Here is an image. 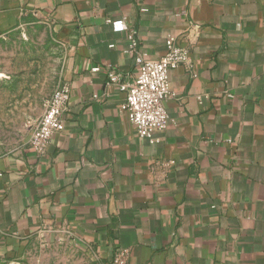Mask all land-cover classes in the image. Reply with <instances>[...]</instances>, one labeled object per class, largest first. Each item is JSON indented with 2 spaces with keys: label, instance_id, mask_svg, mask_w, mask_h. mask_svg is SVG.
Masks as SVG:
<instances>
[{
  "label": "crops",
  "instance_id": "0c3cea01",
  "mask_svg": "<svg viewBox=\"0 0 264 264\" xmlns=\"http://www.w3.org/2000/svg\"><path fill=\"white\" fill-rule=\"evenodd\" d=\"M120 19L144 59H160L169 35L187 53L168 74L171 123L152 140L108 84L138 74L129 32L108 22ZM37 25L61 48L54 86L51 41L20 52L18 33ZM58 84L63 131L36 155L34 123ZM118 256L264 264V0H0V261Z\"/></svg>",
  "mask_w": 264,
  "mask_h": 264
},
{
  "label": "built area",
  "instance_id": "2783aa9c",
  "mask_svg": "<svg viewBox=\"0 0 264 264\" xmlns=\"http://www.w3.org/2000/svg\"><path fill=\"white\" fill-rule=\"evenodd\" d=\"M115 33L128 31L127 53H135L138 74L130 82H121L120 75L108 73V84L117 85L124 95L121 110L126 114L128 122L135 128L141 138L152 140L155 135L164 132L171 123L164 103L173 97L169 82V71L181 67L187 59L186 50L169 35L165 40V53L158 60L144 59L136 54L137 41L123 19L108 21ZM69 101L67 85L58 84L44 103V110L34 123L29 141L32 151L42 155L52 137L63 131L62 117ZM112 264H126L122 256H118Z\"/></svg>",
  "mask_w": 264,
  "mask_h": 264
},
{
  "label": "rangeland",
  "instance_id": "374dc122",
  "mask_svg": "<svg viewBox=\"0 0 264 264\" xmlns=\"http://www.w3.org/2000/svg\"><path fill=\"white\" fill-rule=\"evenodd\" d=\"M18 37L21 41H24L23 46L20 48V52H26L28 51H41L43 46V41L48 42L45 44L46 46V52L48 51L49 42L51 41V65H52V83L53 86L57 80V74L59 71L60 66V56H61V48L58 44L54 41V37H50L48 31H46L43 27H40L39 25L35 26L34 29L27 30L18 33ZM30 40H34L36 42L35 48H28L26 47L27 42ZM31 45V44H30ZM38 59L40 58V55L37 54ZM42 58V56H41ZM0 264H4L0 261Z\"/></svg>",
  "mask_w": 264,
  "mask_h": 264
}]
</instances>
